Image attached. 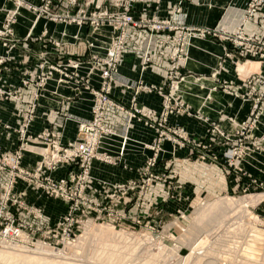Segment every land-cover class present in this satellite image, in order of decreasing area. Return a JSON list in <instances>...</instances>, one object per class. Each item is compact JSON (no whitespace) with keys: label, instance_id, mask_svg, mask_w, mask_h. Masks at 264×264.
<instances>
[{"label":"crops","instance_id":"1","mask_svg":"<svg viewBox=\"0 0 264 264\" xmlns=\"http://www.w3.org/2000/svg\"><path fill=\"white\" fill-rule=\"evenodd\" d=\"M102 1L110 3V0ZM248 3L249 0H133L131 11L137 19L171 18L176 23L188 26L234 30L243 22ZM12 5L10 0H0V25ZM14 30L19 43L10 53L0 41V54L9 55L8 70L0 73V85L8 82L11 86H18L22 79L39 71L38 64L43 56L51 64L70 59L81 62L78 69H69V75L56 71L46 82L38 99L37 116L30 129L32 134L63 131V144L75 140L78 121L90 119L94 105L93 92L102 81L101 71L93 65V60L106 55L113 29L108 26L93 29L74 22H55L23 9ZM246 31L263 35L264 18L257 14L246 24ZM163 40L164 33L144 28H131L128 32L127 49L123 53L111 95L123 110L108 108L106 124L114 134L104 137L100 148L101 152L121 161L116 165L94 162L92 174L102 181L137 178L136 173L143 170L153 154L150 145L159 136L157 129L148 124V118L142 114L131 117L129 113L139 87L136 102L141 113L158 118L162 112L163 95L141 86L166 87L170 65ZM55 43H59L60 47L57 48ZM229 48L227 43L215 38L191 39L187 64L182 71L184 77L175 91L189 112L169 115L167 125L161 130L164 136L158 150L157 172L170 176L167 183L179 180L182 184L207 185L209 188L203 193L209 196L230 191L236 182L224 154L227 149L219 145L216 151H212L209 147L213 144V137H218V144H222L221 137L213 135V127L218 126L226 137H235L251 120L255 107L254 99L245 97L247 90L237 73V58L225 57ZM252 62L258 63V68L251 73L262 71L260 62ZM224 82L233 89H240L241 95L223 88ZM168 91L166 89L164 94ZM33 92L32 87L25 89V100L29 101ZM21 105L16 101L0 100V120L11 126L9 129L0 128L2 152L13 150L19 144L16 130L22 120L24 109ZM177 131L182 135L179 136ZM250 136L262 140L264 146V114L254 123ZM42 149V144H30L22 165L33 170L41 159ZM263 149L253 150L252 156L242 163L252 173L251 176L259 180H264ZM214 152L220 156V161L215 164L210 160V154ZM69 168L61 169L56 176L65 175ZM28 192L32 201L39 200L38 204L47 198L44 194H32L31 189ZM154 195L157 197L158 194H154L152 189L148 191V196L155 198Z\"/></svg>","mask_w":264,"mask_h":264},{"label":"rangeland","instance_id":"2","mask_svg":"<svg viewBox=\"0 0 264 264\" xmlns=\"http://www.w3.org/2000/svg\"><path fill=\"white\" fill-rule=\"evenodd\" d=\"M63 1L62 4L66 3ZM28 6L13 3L0 29H6L12 12L14 29L23 9L60 22ZM58 6L63 9L70 5ZM87 6L89 11L98 6L112 8L111 5ZM85 7L78 5L75 13ZM245 61H240L238 66L242 76L258 68V63ZM252 130L228 136V140L217 134L222 144H218V137L211 139L212 151L219 145L227 149L224 154L236 177L232 189L218 195L205 194L207 185L182 184L177 178L178 181L167 183L170 176L157 172L159 156L152 168L155 178L149 186L140 181L147 177L140 174L146 171L145 167L136 173L137 178L124 181H102L91 170L93 180L82 196L74 194L71 199L47 196L41 204L28 195V189L39 195L37 189L28 187L21 177L11 187V175L0 171V264H28L27 257L41 261L40 264H193L197 259L200 264H264V180L252 177L242 165L253 150L264 147L262 140L251 138ZM210 156L214 164L220 161L216 152ZM151 189L157 197L148 196ZM210 203L216 205L209 214L198 217ZM100 227L115 234L100 236L96 230ZM200 239L201 244L192 253ZM41 246L53 251L41 250ZM111 253L115 256L106 259Z\"/></svg>","mask_w":264,"mask_h":264},{"label":"built area","instance_id":"3","mask_svg":"<svg viewBox=\"0 0 264 264\" xmlns=\"http://www.w3.org/2000/svg\"><path fill=\"white\" fill-rule=\"evenodd\" d=\"M15 5H29L28 7L39 13L47 14L50 19L62 22H74L80 25H89L98 29L108 26L113 29V34L105 56L95 57L93 65L101 71V84L94 93V105L91 111L90 119L78 121L76 139L67 144H63V131L42 132L32 134L30 129L37 116L38 99L46 82L57 71L69 75V69H78L81 62L76 59L68 61H57L51 64L46 58L42 57L38 64L39 71L32 73L28 78L22 79L21 83L14 87L4 82L0 85L1 101H16L23 105L24 112L20 127L16 130L18 135V146L13 150L0 151V171H6L11 175L9 182L12 187L17 177H21L28 187L37 189L38 193L44 194L54 199H71L76 194L82 196L88 184L93 180L91 170L95 161L103 164L113 165L121 161L115 159L108 153L101 152V143L104 137L113 135L114 131L107 126V110L110 107H116L123 110L112 98V90L115 87L116 77L119 74V67L122 62V56L128 45V32L131 28H144L151 32L164 33L162 41L164 49L168 51L169 70L166 76V87H155L153 85H142L141 88L149 91H157L164 97L163 109L158 118L153 117L142 111L137 106V95L140 91H135L131 112V117H137L142 114L147 117L150 125L157 129L158 135L156 141L150 148L154 156L148 159L145 166L146 171L140 172L144 178L140 181L145 185L152 184L155 176L152 168L157 164L158 145L164 134L161 130L167 125L168 117L174 113H187L189 109L184 105L181 97L175 91L179 82L183 79V70L186 67L190 41L192 38H215L227 43L229 51L225 54L226 58H237V73L244 88L247 90L245 97L253 98L255 107L252 111L251 120L248 121L238 134L254 128V123L264 114V34H250L246 31V24L259 13L264 18V0H249L246 8V15L240 26L234 30H228L222 27L214 29L201 26H188L176 23L171 18L152 17L146 19H137L132 14L131 3L133 0H110V3L100 0H42L40 4L29 3L27 0H10ZM36 5H40L37 7ZM58 5H70L61 8ZM78 5H86L75 13ZM87 5H111L112 8L100 6L96 10H88ZM6 21L5 30L0 29V41L7 47L10 53L19 43L15 36L13 24L15 22V13H9ZM59 48V43H55ZM9 55L0 54V73L8 70L7 62ZM257 61L262 64V71L252 72L247 76H242L238 70L240 61ZM244 62V63H245ZM223 88L232 93L241 95L240 89H233L228 83L222 84ZM33 87L32 98L27 101L24 98V90ZM169 91L164 94L165 90ZM21 105V106H22ZM158 119V121H155ZM152 121V122H151ZM11 128L0 120V128ZM213 135H221L228 140L224 132L214 126ZM178 135H182L177 131ZM177 140V139H176ZM175 140V141H176ZM179 142L181 139L178 140ZM177 142V141H176ZM42 144L41 159L36 167L31 170L22 165L25 151L30 144ZM65 175L56 176L61 169L68 168ZM139 181V179H136ZM257 182V181H256ZM262 185V184H261ZM134 187V186H132ZM133 189V188H132Z\"/></svg>","mask_w":264,"mask_h":264},{"label":"bare ground","instance_id":"4","mask_svg":"<svg viewBox=\"0 0 264 264\" xmlns=\"http://www.w3.org/2000/svg\"><path fill=\"white\" fill-rule=\"evenodd\" d=\"M257 197V196H256ZM256 197H254V198H256ZM260 197V196H259ZM253 198V199H254ZM253 199H252V201H253ZM224 200V199H223ZM222 200V201H223ZM247 200V199H246ZM258 200V199H257ZM225 202H226V199H225ZM247 202V201H246ZM232 203H233V201H232ZM235 203H236V201H235ZM234 203V204H235ZM226 204V203H225ZM224 204V205H225ZM239 204V203H238ZM248 204H250V203H248ZM216 205V203H210L208 206H205L204 207V209L203 210H201L200 212H199V216L198 217H200V216H204L205 214H209V212L213 209V206H215ZM222 206V205H221ZM228 206V208H229V205H227ZM230 206H234L233 204L232 205H230ZM239 206V205H238ZM219 208H221L220 206H219ZM215 211V210H214ZM213 212V211H212ZM218 212H219V210H218ZM231 212V211H230ZM227 213V212H226ZM213 214H217L216 212L215 213H213ZM222 214H224V212L222 213ZM219 215V214H218ZM218 215H216L217 217H218ZM214 216V215H213ZM220 216H221V214H220ZM219 216V217H220ZM208 217V216H207ZM216 217V218H217ZM218 217V218H219ZM225 217V216H224ZM215 218V219H216ZM197 219H199V218H197V216H196V221H198ZM207 219V218H206ZM210 219V218H209ZM208 219V220H209ZM226 219V218H225ZM201 220V219H200ZM214 220V219H213ZM224 220V219H223ZM227 220V219H226ZM194 222V223H197V222ZM207 222V221H206ZM205 222V223H206ZM210 223H211V221H210ZM200 224H201V222H200ZM207 224V223H206ZM217 224V223H216ZM198 225V224H197ZM214 227V226H213ZM96 230H99V232H98V235H100V236H107V235H113V234H115V232H113V231H111V230H108L107 228H105V227H100V228H98V229H96ZM202 239V238H201ZM201 239H200V241L197 243H195L194 244V247H193V251H192V253H195L196 252V250H197V247L201 244ZM108 247V246H107ZM41 250H45V251H53L51 248H47V247H45V246H41V248H40ZM191 252V251H190ZM54 254V253H53ZM15 255V254H14ZM12 256V257H15V256H18V255H15V256ZM21 255H23V254H21ZM45 255V254H44ZM9 256V255H8ZM19 256H20V254H19ZM30 256V255H29ZM115 256V253H111V254H109L108 256H106L105 258L106 259H109V258H113ZM35 258V257H34ZM37 258V257H36ZM48 260V259H47ZM42 261L43 262H46V261H44L43 260V258H42ZM27 263L28 264H37V263H42L41 261L40 262H38V261H36V260H34V259H29L28 257H27ZM193 264H200V261L197 259V260H195L194 262H193Z\"/></svg>","mask_w":264,"mask_h":264}]
</instances>
